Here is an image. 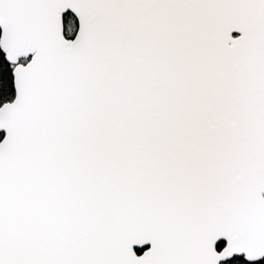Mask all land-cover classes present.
<instances>
[{
  "label": "snow or ice",
  "instance_id": "obj_1",
  "mask_svg": "<svg viewBox=\"0 0 264 264\" xmlns=\"http://www.w3.org/2000/svg\"><path fill=\"white\" fill-rule=\"evenodd\" d=\"M0 133V264H264V0H0Z\"/></svg>",
  "mask_w": 264,
  "mask_h": 264
},
{
  "label": "water",
  "instance_id": "obj_2",
  "mask_svg": "<svg viewBox=\"0 0 264 264\" xmlns=\"http://www.w3.org/2000/svg\"><path fill=\"white\" fill-rule=\"evenodd\" d=\"M233 35H234V36H237V35H239V33H233Z\"/></svg>",
  "mask_w": 264,
  "mask_h": 264
}]
</instances>
